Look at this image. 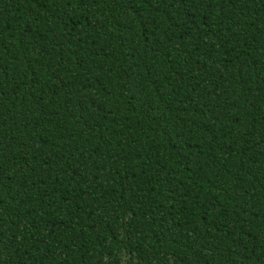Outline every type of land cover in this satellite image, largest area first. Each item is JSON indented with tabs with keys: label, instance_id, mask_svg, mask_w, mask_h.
I'll return each mask as SVG.
<instances>
[{
	"label": "trees",
	"instance_id": "1",
	"mask_svg": "<svg viewBox=\"0 0 264 264\" xmlns=\"http://www.w3.org/2000/svg\"><path fill=\"white\" fill-rule=\"evenodd\" d=\"M0 264H264V0H0Z\"/></svg>",
	"mask_w": 264,
	"mask_h": 264
}]
</instances>
